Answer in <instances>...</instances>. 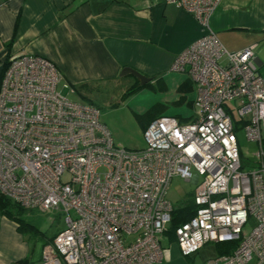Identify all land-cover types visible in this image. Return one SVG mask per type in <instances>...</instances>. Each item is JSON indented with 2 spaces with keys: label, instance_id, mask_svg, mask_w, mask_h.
I'll list each match as a JSON object with an SVG mask.
<instances>
[{
  "label": "built area",
  "instance_id": "obj_1",
  "mask_svg": "<svg viewBox=\"0 0 264 264\" xmlns=\"http://www.w3.org/2000/svg\"><path fill=\"white\" fill-rule=\"evenodd\" d=\"M163 1L203 29L171 65L194 86V113L150 121L141 149L115 145L96 106L71 98L48 59L22 53L7 60L0 192L26 211L64 215V228L41 247L40 264L161 262L169 251L162 241L175 208L166 197L174 175L196 183L195 211L174 229L182 257L232 242L229 253L206 264H264V78L256 45L231 52L221 44L208 24L220 0ZM238 127L258 145L255 161L242 159Z\"/></svg>",
  "mask_w": 264,
  "mask_h": 264
},
{
  "label": "crops",
  "instance_id": "obj_2",
  "mask_svg": "<svg viewBox=\"0 0 264 264\" xmlns=\"http://www.w3.org/2000/svg\"><path fill=\"white\" fill-rule=\"evenodd\" d=\"M208 24L228 51L255 44L264 78V0H220ZM202 35L195 16L163 0H0V77L11 56L39 55L56 66L74 94L93 103L89 95L106 84L135 80L140 85L132 75H122L124 67L152 77L149 84L178 80L181 72L171 70L173 60ZM185 83L180 87L195 91L191 81ZM17 227L0 219V264L35 263ZM167 248L156 264L170 260L173 251Z\"/></svg>",
  "mask_w": 264,
  "mask_h": 264
},
{
  "label": "rangeland",
  "instance_id": "obj_3",
  "mask_svg": "<svg viewBox=\"0 0 264 264\" xmlns=\"http://www.w3.org/2000/svg\"><path fill=\"white\" fill-rule=\"evenodd\" d=\"M185 79L186 75L181 72L178 80L171 79L167 83L161 81L138 85L135 84V80L130 83L127 80H121L106 84L99 91H93L89 98L93 100V104L99 110L100 120L109 129L114 144L126 149L138 150L145 145L143 137L145 127L155 117L175 116L183 120L193 115L194 108L190 102L195 98V91L191 88L180 87L186 82ZM180 82L181 84H179ZM67 92L68 90L63 91L64 94ZM70 97L78 102H87V99L78 93H70ZM235 134L242 159L246 162L255 161L257 159L255 154L258 149L256 142L245 137L243 127H238ZM262 147H264V140H262ZM67 179V174L62 176L63 181ZM195 186L196 183L174 175L171 178L166 197L173 206H180L192 199ZM0 194L2 193L0 192ZM2 195L4 196V194ZM0 197L2 196L0 195ZM2 199L6 200L4 197ZM1 218L2 216H0ZM23 219L18 234L27 240L30 251L33 252L32 255H29L35 261L33 264H38V255L40 256L43 241L64 228V215L56 210L48 213L24 211ZM8 220L18 226L16 221ZM168 227L169 224H167L166 229ZM162 246L171 247L173 252H171L170 260L160 264H206L208 259L221 252L220 247L211 242L205 244L196 253L182 257L176 248L174 238L168 235H165Z\"/></svg>",
  "mask_w": 264,
  "mask_h": 264
},
{
  "label": "trees",
  "instance_id": "obj_4",
  "mask_svg": "<svg viewBox=\"0 0 264 264\" xmlns=\"http://www.w3.org/2000/svg\"><path fill=\"white\" fill-rule=\"evenodd\" d=\"M5 66H6V64H5ZM5 66L3 67V69L5 68ZM3 69H2V71H3ZM189 83H190V81L188 80V82L185 84H189ZM89 103L94 105L90 101H89ZM157 117H159V116H157ZM157 117H155V118H157ZM0 195L6 199V200H3L2 197H0V216L8 218V219L13 220V221H16L18 223L17 229L20 232V230H21V224L20 223H22L24 220L23 214H24V211H26V210L23 207H21L20 205L14 203L10 199H8L7 197L3 196L2 194H0ZM194 211H195V205L191 199L186 201L182 205L175 207L172 211L171 220L169 223V227L166 231V234L169 237H174L175 227L178 224H180L181 222H183L184 220H186L187 218H189L190 216H192ZM27 225L30 227L29 224H27ZM51 239H49V240H51ZM49 240H47V241H49ZM217 245L221 248L224 247L223 250H220L221 252L219 254L229 253L234 246V244L232 242L219 243ZM25 262H26V259L19 260L17 262V264H25Z\"/></svg>",
  "mask_w": 264,
  "mask_h": 264
},
{
  "label": "water",
  "instance_id": "obj_5",
  "mask_svg": "<svg viewBox=\"0 0 264 264\" xmlns=\"http://www.w3.org/2000/svg\"><path fill=\"white\" fill-rule=\"evenodd\" d=\"M123 74H130L134 78H136L139 81L140 85H145L146 83H149L152 81V77H148L143 75L142 73L130 68V67H124L122 69V75Z\"/></svg>",
  "mask_w": 264,
  "mask_h": 264
},
{
  "label": "bare ground",
  "instance_id": "obj_6",
  "mask_svg": "<svg viewBox=\"0 0 264 264\" xmlns=\"http://www.w3.org/2000/svg\"><path fill=\"white\" fill-rule=\"evenodd\" d=\"M72 90H73V88H72Z\"/></svg>",
  "mask_w": 264,
  "mask_h": 264
}]
</instances>
